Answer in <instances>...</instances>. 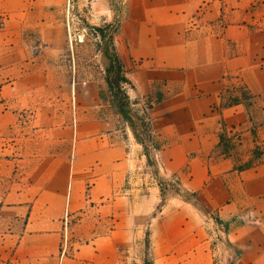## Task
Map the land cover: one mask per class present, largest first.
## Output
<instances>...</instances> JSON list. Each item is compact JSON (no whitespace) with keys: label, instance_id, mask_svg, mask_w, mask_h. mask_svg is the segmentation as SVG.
Wrapping results in <instances>:
<instances>
[{"label":"crops","instance_id":"1","mask_svg":"<svg viewBox=\"0 0 264 264\" xmlns=\"http://www.w3.org/2000/svg\"><path fill=\"white\" fill-rule=\"evenodd\" d=\"M250 1L128 0L125 15L118 20L116 45L125 70H130L132 77L141 81V92L133 93L146 95L150 81L167 80L168 85L179 86L148 110L154 132L160 133L167 143L163 147L167 146L173 167L179 168L184 164L181 162L178 165L177 158L186 157V144L196 143L192 138H216L210 128L218 130L220 122L212 116V107L218 105L221 99L224 67L240 63L238 48L241 47L243 33L247 31L242 21L247 17L243 9ZM260 18H264V0H252V57L253 51H264V37L256 26L264 21ZM210 24L215 26L211 34L207 33ZM227 42L236 46L238 54L226 56ZM6 44V47L0 48V70L36 63L40 56L36 51L30 52L25 42L10 41ZM196 46L205 49L207 59L186 60L187 49ZM214 50L216 56L210 59L209 52ZM208 64L213 65L215 74L209 73L203 79L197 72H205L207 68L204 66ZM48 82L46 68L40 67L21 72L0 83V97L4 100L32 95L41 97L32 110L33 130L54 131L57 143H69L68 151L52 152L42 157L46 166L50 161L61 160L62 163L52 173L47 169L51 176L37 196L12 202L0 200V216L30 202L29 214L13 246V262L123 264L122 250L133 245L143 225L132 215L131 206L125 203V196L118 195V189L143 163L144 146L130 129H127V138L118 139L116 134L119 130L108 118L77 120L74 117L72 122L58 123L53 103L57 95L45 93ZM94 82L86 80L82 86H92ZM75 85L76 82L72 84L69 94L75 90ZM221 116L228 128L246 121L244 108L239 102L223 107ZM0 124L9 129L19 128L17 108L2 105ZM27 139L25 135L11 136L3 138V144L16 150L17 155L19 143ZM225 164L226 171L233 169L230 157L226 158ZM236 171L228 175L233 177ZM180 180L184 187L199 192L198 196L208 208L219 207L220 211L224 208L221 214L225 217L247 204V210L243 211V229H239L238 236L233 235L234 240L241 242L247 239L249 243L253 228L264 230V152L260 162L240 172L237 177L239 186L233 182L230 184L226 177L223 182L220 176L207 171L200 175L199 170L190 180L189 175L183 173ZM210 189L217 194L212 196L206 193ZM77 214L83 215L77 219V225L81 227L86 222V214L92 217L91 231L75 233L72 218ZM8 216L17 222L20 219L19 210ZM184 219L187 222V218ZM151 226L152 236L153 233L158 235L154 223ZM84 233L90 236L84 237ZM14 234L12 228L9 235ZM260 249L262 251L249 248L252 251V264H264V244ZM243 262L241 258L237 264H245Z\"/></svg>","mask_w":264,"mask_h":264},{"label":"rangeland","instance_id":"2","mask_svg":"<svg viewBox=\"0 0 264 264\" xmlns=\"http://www.w3.org/2000/svg\"><path fill=\"white\" fill-rule=\"evenodd\" d=\"M127 4L128 0H0V48L6 47V43L10 41L25 42L30 52L36 51L40 54L36 63H25L12 69L0 70V83L21 72L46 68L49 82L45 93L57 95L53 103L58 123L72 122L74 117L77 120L108 118L119 130L116 134L118 139L127 138V129L131 130L129 124L111 107L101 105L99 90L103 81L100 73H95L96 80L91 79L95 81L92 86H82L86 80L75 81V90L68 93L74 83L71 86L68 84L69 73L75 68L72 66L73 62L91 59L101 63V56L93 52L94 39L89 34L90 25L121 20ZM248 4L243 9L247 17L242 21L246 24L247 31L243 33L241 47L238 48L240 63L233 67L232 64L224 67L221 99L218 105L212 107V116L220 122L218 130L210 128L211 134H215L216 138H192L196 143L186 144V157L183 155L177 158L178 165L181 162L184 164L178 168L172 166V157L167 151V146L163 147L166 141L160 133L155 132L162 142V148L156 149L146 142L148 156L143 148V163L118 189V195L125 196V203L131 206L132 215L143 225L133 245L122 250L123 264H144L147 258H152L154 264H237L241 258L243 263L252 264V251H262L260 247L264 244V230L253 228L252 241L249 243L247 239L240 242L239 239L236 241L233 238L234 234L238 236L240 228L243 229V211L247 210V204L238 212L225 217L221 214L224 208H221V211L219 207L208 208L206 202L200 199V193L197 192V197L192 196L193 191L184 187L180 180L183 173L188 174L190 180L199 170L200 175L207 171L209 174L220 176L223 182L226 177L230 184L233 182L238 185L237 177L240 172H245L262 160L264 51L259 53L255 50L252 57V0ZM260 20L263 21L264 18ZM256 26L264 37V21L258 22ZM214 30L215 26L210 24L207 33L211 34ZM76 41L90 43L91 46L77 45ZM226 46V56L238 54L236 46L232 43L227 42ZM215 56V50L209 52L210 59ZM205 58L203 47L187 49L186 60L197 61ZM212 66L205 65L206 71H198L197 74L203 79L207 78L209 73L215 74ZM126 73L131 82V98L138 102L135 107L140 111L145 108L147 113L150 109L148 105L152 107L164 100L168 92H175L179 87L176 84L168 85L167 80L150 81L146 95L139 96L133 92H141V81L133 78L130 70ZM41 99L37 95L14 97L9 100L0 97V109L4 104L13 105L17 108L20 119V127L17 129H9L0 124V200L7 199L12 202L37 196L51 176L47 169L52 173L62 163L61 160L50 161L46 166L42 157L48 153L69 150V143L56 142L54 131L33 130L32 110ZM238 102L244 108L246 121L228 128L221 116L222 109ZM16 135L28 136L27 140L19 143L17 155L16 150L9 146L4 147L3 144V138ZM197 157L201 159H196ZM228 157L231 158L233 169L226 171L225 163ZM233 170L237 171L231 177L228 173ZM206 193L212 196L217 194L211 189ZM30 208V202H26L17 209L20 215L17 222L8 216L16 212L15 209L0 216V264H15L13 246ZM81 217L83 215L77 214L72 218V226L76 228L77 234H83L84 230L91 231L93 227V219L89 214L84 216L86 222L83 227L77 225V219ZM184 218H187V222ZM152 223L156 226L158 235L153 233L152 236ZM12 228L14 236L9 235ZM148 233L151 236L150 250H147L145 245ZM84 234V237L90 236ZM251 247L252 251L249 250ZM145 251H152L153 256L147 257Z\"/></svg>","mask_w":264,"mask_h":264},{"label":"trees","instance_id":"3","mask_svg":"<svg viewBox=\"0 0 264 264\" xmlns=\"http://www.w3.org/2000/svg\"><path fill=\"white\" fill-rule=\"evenodd\" d=\"M119 29V22H107L100 25H90L89 34L93 37V52L101 56V63L94 60L73 62L72 72L70 71L69 86L75 81L97 79L96 72L101 74L103 85L100 86L99 100L102 106L111 107L115 113L120 115L123 121L127 122L136 140L144 146L147 155L146 142L152 144L156 149L162 148V142L156 136L147 109L138 110L135 105L138 103L130 98L128 90L131 87L130 79L127 76L124 62L116 45V35ZM80 30V29H79ZM76 30V32H79ZM77 45L91 46L90 43H79ZM81 74V75H80ZM88 75H93L87 77ZM81 76V77H80ZM151 108V105L147 106ZM191 195L197 197V192H191ZM187 196V195H185ZM219 221V219H216ZM227 228V227H226ZM146 249L150 250L149 233L145 240ZM145 255L153 256L152 251H145ZM148 259V258H147ZM145 259L144 264H154L152 258Z\"/></svg>","mask_w":264,"mask_h":264}]
</instances>
